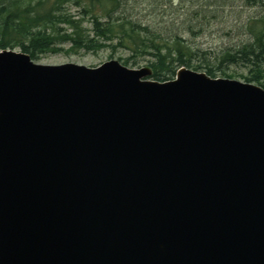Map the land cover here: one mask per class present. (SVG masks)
<instances>
[{"label":"water","instance_id":"95a60500","mask_svg":"<svg viewBox=\"0 0 264 264\" xmlns=\"http://www.w3.org/2000/svg\"><path fill=\"white\" fill-rule=\"evenodd\" d=\"M0 50V264H264V88Z\"/></svg>","mask_w":264,"mask_h":264},{"label":"trees","instance_id":"16d2710c","mask_svg":"<svg viewBox=\"0 0 264 264\" xmlns=\"http://www.w3.org/2000/svg\"><path fill=\"white\" fill-rule=\"evenodd\" d=\"M71 3L82 8L78 18L67 11L66 6ZM125 5L123 0H0V50L19 48L36 59L40 54L63 50L65 44H70L71 49H95L108 43L114 49L130 50L133 56H148L152 77L158 81L173 79L183 66L203 68L215 77L214 66L193 64L196 51L181 35L163 34L128 18L121 11ZM85 16H90L91 29L85 28ZM256 41L257 46L247 53L258 58L264 56L262 35ZM230 52L224 53V60L236 59ZM131 58L124 63L128 64ZM255 70V76H243L245 81L262 82L263 69ZM224 76L234 78L226 72Z\"/></svg>","mask_w":264,"mask_h":264},{"label":"rangeland","instance_id":"374dc122","mask_svg":"<svg viewBox=\"0 0 264 264\" xmlns=\"http://www.w3.org/2000/svg\"><path fill=\"white\" fill-rule=\"evenodd\" d=\"M123 1L126 5L121 11L128 18L136 20L143 26L149 25L163 34L181 35L193 46L194 52L196 51L193 64L202 67L214 66L216 78L226 77L224 76L226 72L233 74L234 79L246 82L243 76H255L257 67L264 71V56L255 58L247 53L252 46H257V36L262 35L264 41V0ZM66 8L75 18L82 13V8L73 3ZM89 17L85 16L84 25L87 29H91ZM63 48L61 51L40 54L36 59L31 58L41 64L76 63L89 67H97L109 60L117 59L129 68H150L151 74L142 79L156 80L152 77L153 69L149 65L148 56H133L130 50L122 47L114 49L106 43V46L95 49H71L70 44H65ZM15 50L21 51L19 48ZM228 50L236 55L235 60H224V53ZM127 58L131 60L125 64L124 60ZM187 68L205 71L203 68L198 70L194 67ZM262 82L264 83V78ZM262 82L250 83L264 87L260 85Z\"/></svg>","mask_w":264,"mask_h":264}]
</instances>
